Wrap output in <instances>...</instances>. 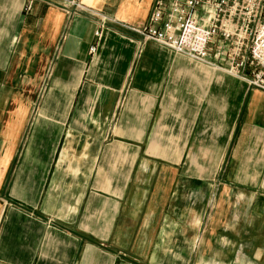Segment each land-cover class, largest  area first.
Listing matches in <instances>:
<instances>
[{
  "label": "crops",
  "instance_id": "obj_1",
  "mask_svg": "<svg viewBox=\"0 0 264 264\" xmlns=\"http://www.w3.org/2000/svg\"><path fill=\"white\" fill-rule=\"evenodd\" d=\"M159 1L0 0V264H264V92Z\"/></svg>",
  "mask_w": 264,
  "mask_h": 264
},
{
  "label": "built area",
  "instance_id": "obj_2",
  "mask_svg": "<svg viewBox=\"0 0 264 264\" xmlns=\"http://www.w3.org/2000/svg\"><path fill=\"white\" fill-rule=\"evenodd\" d=\"M200 10L204 17H198ZM131 30L207 64L216 46V60L264 92V0H171L167 5L159 1L149 24Z\"/></svg>",
  "mask_w": 264,
  "mask_h": 264
},
{
  "label": "rangeland",
  "instance_id": "obj_3",
  "mask_svg": "<svg viewBox=\"0 0 264 264\" xmlns=\"http://www.w3.org/2000/svg\"><path fill=\"white\" fill-rule=\"evenodd\" d=\"M250 85V84H249ZM252 88V87H251ZM254 89V88H253Z\"/></svg>",
  "mask_w": 264,
  "mask_h": 264
}]
</instances>
